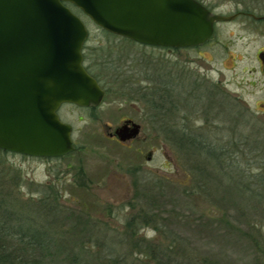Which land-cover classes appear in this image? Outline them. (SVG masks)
Instances as JSON below:
<instances>
[{
	"label": "rangeland",
	"instance_id": "1",
	"mask_svg": "<svg viewBox=\"0 0 264 264\" xmlns=\"http://www.w3.org/2000/svg\"><path fill=\"white\" fill-rule=\"evenodd\" d=\"M200 2L226 16L245 5L238 4L239 0ZM247 3L254 13L264 15V0ZM78 16L89 31L86 55L95 61L99 58L100 64L127 54L130 58L112 62L126 74L114 85L117 91L107 95L100 107L92 110L66 104L62 108L60 117L73 127L79 151L52 160L0 152V183L6 181L24 201L39 203L41 190L46 187L48 192L50 187L58 192L59 212L54 217L49 215L50 221L56 220L52 232L56 244L52 251L37 254L41 264L123 261L122 255L130 249L127 222L142 210L153 214L161 229L156 230L154 224L141 227L136 238L139 242L144 239L165 246L173 236L184 244L194 264H255L252 226H259L258 214L251 215L233 205L223 191L224 182L207 176L200 180L182 152L165 142L164 134L153 127L144 104L128 97L147 85L143 78L146 71L164 78L171 74L174 83L170 87L181 97V117L185 115L183 107H188L186 116L192 118V125L195 122L200 126L206 121L215 142L243 137L251 147L260 129H264V123L259 121L264 116V77L257 63L258 52L264 50V22L249 26L241 18L219 23L215 36L206 45L174 51L139 44H131L129 49L128 42L108 35L82 11ZM102 48L105 51H99ZM109 48L114 50L112 54ZM95 61L87 65L94 74H104ZM113 76L116 72H112ZM126 82L127 87L123 86ZM191 91L194 98H188ZM123 92L128 97L118 95ZM127 118L142 127L137 141L131 148L107 142V125L115 129ZM178 120L170 121L179 128ZM241 158L238 164L244 169V157ZM44 222L48 223L46 217ZM144 257L135 256L148 261Z\"/></svg>",
	"mask_w": 264,
	"mask_h": 264
},
{
	"label": "water",
	"instance_id": "2",
	"mask_svg": "<svg viewBox=\"0 0 264 264\" xmlns=\"http://www.w3.org/2000/svg\"><path fill=\"white\" fill-rule=\"evenodd\" d=\"M104 31L156 48H191L208 42L215 25L234 15L198 0H0V149L33 158L74 150L73 127L61 121L64 104L98 108L106 91L84 65L89 31L66 4ZM120 127L121 142L141 126Z\"/></svg>",
	"mask_w": 264,
	"mask_h": 264
},
{
	"label": "trees",
	"instance_id": "3",
	"mask_svg": "<svg viewBox=\"0 0 264 264\" xmlns=\"http://www.w3.org/2000/svg\"><path fill=\"white\" fill-rule=\"evenodd\" d=\"M247 1L239 0L238 4H249ZM66 5L77 15L81 12L72 4L68 3ZM205 6L213 10L212 7ZM249 11L254 12L255 10L249 8ZM106 33L120 38L108 32ZM121 39L129 43L128 48L131 44L137 45L131 40ZM85 49L86 45L84 47L85 68L107 91V95H111L116 90L114 85L119 84L120 77L125 75L126 72L120 67H114L113 63L116 61L114 59H109L108 62L103 64H100L101 60H98L99 58H97V61L94 57L91 59V56L85 54ZM112 50L109 48L110 54L113 53L114 50ZM99 51H105V48ZM125 54H127V51H125ZM127 55L126 57H117L116 63L128 60L130 56ZM92 60L95 61L96 67L104 74H94L92 72L91 66L87 65V62L94 64ZM134 60L136 59L131 58V61ZM156 70L159 72L158 69ZM112 72H116V77H112ZM147 73H150V71H146L143 76L144 80L147 81L145 87H138L133 91V96L128 97L127 93L124 92L118 95L121 98L128 97L130 101L133 99H135L133 101L139 100L144 104V111H146L153 127L155 126L157 132L164 134L165 142L178 149V152H182L183 157L186 161L189 160L192 170L196 172L200 180H206L204 176H207L218 180V182L221 181V184L224 182L223 191L225 195H228L230 201H233H231L233 205L241 211L251 213V215L258 214L260 224L259 226L254 224L252 226L254 230L253 242L257 254L255 264H264V129H260L259 136L250 147V141L243 139V137L225 142H215L211 132L207 130L208 123L206 121L197 126L195 122L192 125L190 121L186 120L183 124H179L178 128L177 123L170 121L175 116L174 110L176 108L172 95L174 89L170 87L174 83L171 74L164 78L162 74L158 76L151 73L153 74L151 76ZM105 74L108 76H104ZM112 79L114 80L112 81ZM123 86L127 87V82ZM210 99L212 100L211 103L216 105L217 102L214 101L213 97H210ZM149 112L150 114H148ZM205 123L207 124L205 125ZM0 152L2 154L9 153L3 150ZM241 157H244V169H241L238 164L239 158L243 159ZM0 163L3 164V161ZM202 176L205 179L201 178ZM50 189L49 192L48 187L41 190L43 197L39 200V203H31L24 201L18 193L12 191L11 187L7 186L6 181L0 183V264H41V259L37 254L40 253L39 255H41L45 251H52L51 249L56 244V235L52 233L54 231L53 224L56 220L53 218V221H50L49 215L54 217L58 214L57 200L59 198L58 192L53 190L52 187ZM130 206L135 208L132 203ZM45 217L48 223L44 222ZM152 224L155 225L156 230L161 229L157 226L154 215L149 212L142 210L132 216L126 225V234L129 236L127 244L130 249L122 255L123 261L113 260L115 264H194V259L191 258L189 251L177 237H170V244L165 246H160L153 241H143L144 239L141 242L136 240L138 229ZM109 251V255H113V252ZM138 254L145 256L144 258H149L148 261H145V259L140 261V256L138 259L135 258ZM129 259H133V262L129 263Z\"/></svg>",
	"mask_w": 264,
	"mask_h": 264
},
{
	"label": "flooded vegetation",
	"instance_id": "4",
	"mask_svg": "<svg viewBox=\"0 0 264 264\" xmlns=\"http://www.w3.org/2000/svg\"><path fill=\"white\" fill-rule=\"evenodd\" d=\"M204 5V4H203ZM241 5V4H240ZM239 5V6H240ZM208 8V7H207ZM249 8H253L252 6H249V5H242V6H240L237 10H236V13H234V14H237L238 16H237V18L235 19V20H233V22H235V21H238L239 19H244L243 21V23L244 24H248L249 26H252V24H256V25H258V24H261V23H263L264 22V15H259V14H256V13H254V12H251V11H249ZM209 9V8H208ZM210 10V12H213V10H211V9H209ZM215 13V12H214ZM233 14V15H234ZM226 23H230V22H226ZM219 24V23H218ZM218 24H216L215 25V31L213 32L214 33V35H213V37L215 36V33H216V28H217V25ZM213 37L208 41V42H206L205 44H203V45H200V46H197V47H191V48H176V49H171V48H163V49H171V50H174V51H179V50H181V49H195V48H199V47H202V46H204V45H206L207 43H209L212 39H213ZM257 63H259L260 64V75L262 76V77H264V50H261V51H259L258 52V54H257ZM177 71H179V69L177 70ZM253 72H255V70H252V73ZM254 85V83L252 84V86ZM106 91V90H105ZM164 92V91H163ZM106 93H107V91H106ZM194 92L193 91H191V93H190V95H188V98H190V97H192V98H194L195 96H194ZM172 95H173V97H177V99L179 100V103H178V100L176 101L175 100V105H176V108H175V110H174V114H175V116H174V118H179V120H178V123L181 125V124H183L186 120L187 121H190L192 118L189 116H186L187 114H188V112H187V109H188V107H187V109H185V107H183V114H185V115H183L182 117L180 116V111H182V108H181V106H180V104H181V102H180V99L179 98H181V97H179V94L177 93V91H175V88H174V91H173V93H172ZM107 97V96H106ZM188 98H185V99H188ZM240 102L242 103L243 102V100L241 101L240 100ZM186 104V103H185ZM66 104H64V105H62V107L60 108V110H59V112H58V114H59V117L61 116V114H60V112H61V110H62V108L65 106ZM67 105H73V104H67ZM74 106H76V105H74ZM78 107V106H77ZM82 108V107H81ZM87 109H92V110H95L96 108H87ZM189 110V109H188ZM190 111V110H189ZM259 118V117H258ZM60 119H61V117H60ZM185 119V120H184ZM260 120V122H263L264 123V116H262V117H260L259 118ZM92 120H96V118H94V117H92ZM61 121L62 122H64L62 119H61ZM64 123H66V122H64ZM136 122L135 121H133V120H131V119H124L123 120V122H122V124L119 126V127H117V128H115V129H113L110 125H107V130H108V132H107V135H105L104 136V139L107 141V142H109L110 144L111 143H115V144H118V145H122L123 147H128V148H131V145L135 142V141H137V139H138V137L140 136V134H141V131H142V127L140 128V133H139V135L138 136H136L135 138H132V139H130V140H128V141H126V142H121L120 141V139H119V137L115 134L116 133V131L120 128V127H122V126H125V125H128V127L130 128V130H129V133L131 132V130L134 128V126H133V124H135ZM67 124V123H66ZM136 124H138V123H136ZM70 125V124H69ZM141 126V125H140ZM181 129V128H180ZM114 130V131H113ZM73 132H74V129H73ZM191 136V135H190ZM73 142H74V150L73 151H79L80 150V148L79 147H77L76 146V143H75V141H74V139H73ZM62 157H64V156H62ZM58 158H60V157H58ZM52 159H55V158H48V160H52Z\"/></svg>",
	"mask_w": 264,
	"mask_h": 264
}]
</instances>
